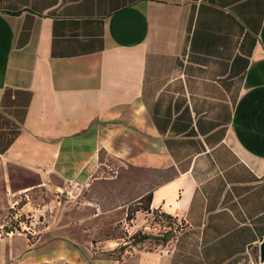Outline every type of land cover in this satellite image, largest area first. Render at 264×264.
Masks as SVG:
<instances>
[{"label": "crops", "instance_id": "1", "mask_svg": "<svg viewBox=\"0 0 264 264\" xmlns=\"http://www.w3.org/2000/svg\"><path fill=\"white\" fill-rule=\"evenodd\" d=\"M70 183L184 222L136 264H260L264 0H0V264L76 256Z\"/></svg>", "mask_w": 264, "mask_h": 264}, {"label": "rangeland", "instance_id": "2", "mask_svg": "<svg viewBox=\"0 0 264 264\" xmlns=\"http://www.w3.org/2000/svg\"><path fill=\"white\" fill-rule=\"evenodd\" d=\"M115 193L128 195V186L115 191L111 186L92 188L90 185L70 183L65 192L58 193L55 205H52L53 214L58 224L65 217L71 221L66 235L70 236L77 254L72 258L54 259L41 264H136L139 250L156 248L161 242L166 243L186 229L182 220L153 212L150 217L146 214L147 219L143 218L139 227L141 229L136 231L130 219L134 217L136 209L146 206L147 197H142L141 205L133 202L128 204L123 213L113 209L115 201L121 202L120 197H114ZM50 212L52 214V210ZM19 219L29 224L32 218L24 213L10 222L18 223ZM144 234H149L155 242H146L147 238L139 241Z\"/></svg>", "mask_w": 264, "mask_h": 264}, {"label": "water", "instance_id": "3", "mask_svg": "<svg viewBox=\"0 0 264 264\" xmlns=\"http://www.w3.org/2000/svg\"><path fill=\"white\" fill-rule=\"evenodd\" d=\"M259 263L264 264V237L259 244Z\"/></svg>", "mask_w": 264, "mask_h": 264}, {"label": "trees", "instance_id": "4", "mask_svg": "<svg viewBox=\"0 0 264 264\" xmlns=\"http://www.w3.org/2000/svg\"><path fill=\"white\" fill-rule=\"evenodd\" d=\"M166 216H167V215H166ZM169 217H170V216H169ZM150 237H151V236H150L149 234H148V235H147V234H146V235L144 234L143 236L140 237L139 241H141V240L144 239V238H147V239H148V238H150Z\"/></svg>", "mask_w": 264, "mask_h": 264}]
</instances>
